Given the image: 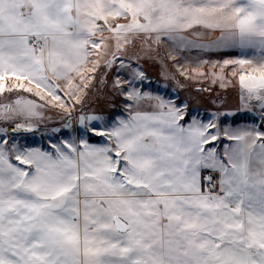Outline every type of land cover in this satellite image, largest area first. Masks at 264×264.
I'll use <instances>...</instances> for the list:
<instances>
[{
  "label": "snow or ice",
  "instance_id": "snow-or-ice-1",
  "mask_svg": "<svg viewBox=\"0 0 264 264\" xmlns=\"http://www.w3.org/2000/svg\"><path fill=\"white\" fill-rule=\"evenodd\" d=\"M194 26L218 33L198 47L260 51L257 63L224 66H239L264 120V0H0V95L34 87L68 111L58 90L82 103L94 79L85 73L99 65L90 48L104 43L93 37L111 33L120 52L129 36L183 44L179 34ZM146 79L120 59L112 88L127 108L155 100L158 111L111 127L81 114L79 142H51V151L9 140V128L35 130L25 121L40 105L0 103V264H264V131L224 129L236 143L218 151L215 115L202 123L186 103L152 97L141 90ZM89 133L107 142L93 145Z\"/></svg>",
  "mask_w": 264,
  "mask_h": 264
},
{
  "label": "rangeland",
  "instance_id": "rangeland-1",
  "mask_svg": "<svg viewBox=\"0 0 264 264\" xmlns=\"http://www.w3.org/2000/svg\"><path fill=\"white\" fill-rule=\"evenodd\" d=\"M181 36L186 37V41L183 44L173 42L167 38H162L160 42H154L152 40H145L142 36H136V39L133 37V46L130 45V47L133 48H126L120 52L116 51V39L110 40L106 37L107 39H104L105 42H109L106 46L100 49L90 48L93 55H91L89 59L93 58L99 60V65L96 66V71H88L85 73V75H91L93 73L92 76L94 79L88 81V87L84 92L80 93L82 101H84L77 104L68 94V89L61 87V89L58 90L62 101L73 106L68 111L56 106L58 102L51 101V98L45 93H41L45 97L44 100H41L35 95L36 89L34 87L31 93L20 89L0 95V103L9 102L19 96L31 99L40 105V107L36 109L40 115L25 121V123L32 124L35 130L29 134L19 135V132L13 134L11 128H9L10 142L12 138L15 137L20 147L31 146L30 148H41L51 151V142L58 143L61 139L71 140L73 137L76 138L77 143L79 142L80 136L77 135V133H82L83 130L81 127L76 128L75 124L76 120L79 122V116L81 114L87 115L89 113L93 114V112H99L96 113V115L101 114L103 118H108L113 115V112H115L118 107L116 106V109L113 106L110 107V103H106L105 98H103L106 91L103 78L106 73H113V66L110 68L111 70H109L107 64L104 67L103 64L114 59L113 53H116L114 66L117 62L119 63L120 59H124L125 61L130 60L133 65L143 70L147 79L142 89L144 90L146 87V92L152 97L159 96L165 101H172L181 107L186 103L188 107L185 111L190 115H192V108H194L193 105H195V116L207 122L211 121L215 115V123L221 131V136L217 142H219L220 139L225 140V138H221L223 137L224 129H228L230 132L242 131L239 130L240 128L243 130L255 128L257 131H264V120L261 119L260 109L257 106L259 102L256 100L249 101L247 92L241 89L239 82L241 69L235 64L224 66V61L227 59H250L253 60L254 63H257L261 54L255 52L229 51L235 47H198L197 45H207L215 39L216 36H211L209 40H205L204 38L208 37V34H192L191 36L201 38L196 40L188 38V35ZM188 41L192 43L189 44ZM121 44L123 45L122 40ZM178 44L182 45L183 49L177 50L179 48L175 47H177ZM187 50H195L192 51V53L197 55L191 56ZM212 53H216L214 56L217 58L216 62L218 63L215 68L212 66L209 67V65L207 66L209 57H211L210 60L214 59L212 58ZM102 61L103 63H100ZM209 64H214V61L209 62ZM93 67L94 65L91 63L88 65L89 70ZM245 67L248 66L246 65ZM222 68L223 71H221ZM185 71L195 73V81L194 79L185 80ZM233 71H235V75ZM121 72L123 73L124 70L122 69ZM6 83L16 82L9 81ZM23 83L26 86H30L27 85L26 81ZM56 83L63 85L62 81H56ZM79 83L80 78L76 77L74 84ZM49 101H51V103H49ZM69 116L71 119H69ZM72 116L75 120H73ZM67 123L71 124L70 129L64 127ZM5 126L3 122H0V127ZM54 128H58L60 131L53 132ZM216 130L217 129H213V131ZM90 137L94 138L97 136L90 133L85 136V138Z\"/></svg>",
  "mask_w": 264,
  "mask_h": 264
},
{
  "label": "crops",
  "instance_id": "crops-1",
  "mask_svg": "<svg viewBox=\"0 0 264 264\" xmlns=\"http://www.w3.org/2000/svg\"><path fill=\"white\" fill-rule=\"evenodd\" d=\"M123 22V21H122ZM100 23H103V22H100ZM195 33H202V34H208L209 36L208 37H206V38H204L205 40H209L210 39V37L212 36V37H214V36H217L218 35V33H215V32H211V31H209V30H207V29H204V28H202V27H199V26H194L193 28H190V29H187L186 31H184V32H182V33H180L181 35H188V38H191L192 40H196V39H201V38H199V37H195V36H191L192 34H195ZM109 38L110 40H115V38L113 37V35L111 34V33H109V32H107V31H105L104 33H103V35H101L100 36V34H98V36H95V37H93V39L95 40L96 39V41H101V40H103L104 41V43L103 44H101V47L100 48H102V47H104V46H106V44L107 43H109V42H105V40L104 39H107V38ZM133 37H135V39L137 38L136 36H129V43H127V44H125L124 43V41H123V49H126V48H133V47H130V45H132L133 46V44H134V38ZM138 37H140V36H138ZM111 42V41H110ZM112 45V44H111ZM145 47V46H144ZM143 47V48H144ZM175 48H179V49H177V50H180V49H183V47H182V45H179L178 44V46L177 47H175ZM196 50V49H195ZM195 50H187V52H189L190 54L189 55H191V56H196L197 54H195V53H192V51H195ZM110 51V50H109ZM229 51H238V52H247V53H250V52H255V53H259V54H261L260 53V51L259 50H257V49H244V50H241L240 48H238V47H235V48H233L232 50H229ZM228 51V52H229ZM226 52V51H225ZM103 54V53H102ZM216 53H212L211 55L213 56L212 58H214L213 60H210L211 59V57H209V59H208V63H207V66L209 65V67L210 66H212L213 68H215L216 67V64H218L217 62H216V57L214 56ZM208 55V54H207ZM227 59V58H226ZM89 60H91V61H97V60H95V59H93V58H91V59H89ZM102 60V59H101ZM228 60V59H227ZM103 61H104V59H103ZM103 61L102 62H100V63H103ZM211 61H214V64H209V62H211ZM105 62H107V61H105ZM106 64L107 63H105V64H103V67L104 66H106ZM223 64V63H222ZM189 65H191V64H189ZM195 66V65H194ZM116 67H119V63L117 62L116 63V65L114 66L113 65V73L112 72H110V73H106V75H105V77L103 78V81L105 82V89H106V91H105V93H104V96H103V98H105V100H106V103H110L109 104V106L111 107V106H113L115 109H116V106L118 107L116 110H115V112H113L114 114L113 115H111L110 117H108V118H104V122L107 124V126H109V127H111L113 124H115L119 119H125V120H127V119H130V116L135 112V111H140V112H147V113H152V112H156V111H158V109L155 107V104H156V102L157 101H155V100H145V101H142L141 102V104H140V106L137 108V107H133L132 109H129V108H127L126 107V104H125V99H124V97L123 96H120V95H118L117 94V90H115V89H113L112 88V82H113V80L115 79V77H116V75H117V68ZM109 70H111L110 68H109ZM213 70V69H212ZM186 72V74H184V78H185V80H193L194 79V81H195V73H191V72H189V71H185ZM93 75V73L91 74V75H88V76H92ZM145 89H146V87H145ZM143 90L142 88H141V90H143L144 92H146V90ZM113 94H114V97H113ZM164 100V99H163ZM84 101V100H83ZM82 101V102H83ZM128 103H131V102H128ZM193 107L194 108H192V115L191 116H194V117H196L199 121H201L202 123H208L207 121H204V120H201V118H198L197 116H195V105H193ZM96 113H99V112H93V114L92 113H89V114H87V115H96ZM98 116H101V114H98ZM73 117V116H72ZM73 120H75V118L73 117ZM185 121H188L189 123L191 122V120H190V117H185V120H182V121H180V123L181 124H184L185 123ZM242 122V121H241ZM96 123H99V122H96ZM74 124V123H73ZM76 128L77 127H80V124H79V122H77V120H76ZM186 126V125H185ZM75 127V126H74ZM239 130H243L242 128H240ZM210 131H213V129H210ZM223 137H221V138H225V140L224 139H220V141L219 142H217V140L216 141H214L213 143L214 144H216V145H218V151H221L222 152V150H223V145L224 144H229V145H232V144H235L236 143V141H232V140H228L225 136H224V134L222 135ZM86 139H88V141H89V143H91V144H93V145H100L101 143H105V142H107V141H105V138L104 137H94V138H92V137H90V138H86ZM31 147V146H30ZM206 147H208V146H206Z\"/></svg>",
  "mask_w": 264,
  "mask_h": 264
},
{
  "label": "water",
  "instance_id": "water-1",
  "mask_svg": "<svg viewBox=\"0 0 264 264\" xmlns=\"http://www.w3.org/2000/svg\"><path fill=\"white\" fill-rule=\"evenodd\" d=\"M29 133H31V132H25V131H22V132H19L18 134H19V135H24V134H29ZM13 134H15V133H13Z\"/></svg>",
  "mask_w": 264,
  "mask_h": 264
}]
</instances>
